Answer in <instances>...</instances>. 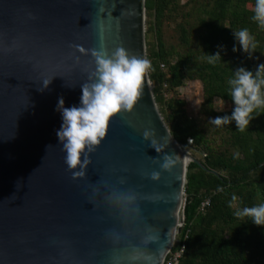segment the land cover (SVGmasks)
I'll return each mask as SVG.
<instances>
[{"label":"water","instance_id":"obj_1","mask_svg":"<svg viewBox=\"0 0 264 264\" xmlns=\"http://www.w3.org/2000/svg\"><path fill=\"white\" fill-rule=\"evenodd\" d=\"M146 21V0H0V264H164L173 250L189 163L218 174L174 138L149 69L83 176L56 134L58 98L79 103L92 49L148 59Z\"/></svg>","mask_w":264,"mask_h":264},{"label":"trees","instance_id":"obj_2","mask_svg":"<svg viewBox=\"0 0 264 264\" xmlns=\"http://www.w3.org/2000/svg\"><path fill=\"white\" fill-rule=\"evenodd\" d=\"M254 6L255 0H146L147 56L156 101L178 143L218 174L188 165L184 225L173 248L186 247L178 264H264V225L234 215L238 208L264 203V112L244 131L235 121L215 125L210 120L232 111L228 79L235 68L255 70L264 63V26L252 19ZM243 27L258 42L251 56L233 35ZM216 51L222 58L210 63L206 52ZM192 81L203 86L195 118L179 93ZM215 99L231 109L218 112Z\"/></svg>","mask_w":264,"mask_h":264},{"label":"clouds","instance_id":"obj_3","mask_svg":"<svg viewBox=\"0 0 264 264\" xmlns=\"http://www.w3.org/2000/svg\"><path fill=\"white\" fill-rule=\"evenodd\" d=\"M252 19L264 26V0H255ZM233 35L239 48L249 56L256 51L258 42L247 27L234 30ZM224 47L218 45V48ZM237 50L234 44L233 51ZM206 53L210 63H216L222 58L220 51ZM92 56L95 66L90 79L81 85L79 103L66 106L64 97L61 96L56 105L62 116V123L56 134L63 145L65 162L68 169L72 170L73 177L84 175L89 163L88 153L95 151V146L106 136L110 119L121 110L133 109L141 94L144 75L151 66L149 59L129 54L122 46L109 52L103 41L100 48L92 49ZM48 83V80L44 81L45 86ZM228 84L232 111L230 114L210 117V120L215 125L235 121L236 128L244 131L256 115L264 112V63L258 64L255 70L244 66L235 68ZM150 133L151 129H146L143 135L149 137ZM153 143H156L155 140ZM176 159L172 155H166L161 167L169 169ZM158 175V171L152 173L153 177ZM236 199L233 194L232 201ZM234 215L248 216L253 223L264 225V203L238 208Z\"/></svg>","mask_w":264,"mask_h":264},{"label":"rangeland","instance_id":"obj_4","mask_svg":"<svg viewBox=\"0 0 264 264\" xmlns=\"http://www.w3.org/2000/svg\"><path fill=\"white\" fill-rule=\"evenodd\" d=\"M186 1L187 0H182V3H185ZM146 23H147V21H146ZM146 26H147V24H146ZM146 29H148V26L146 27ZM179 93H180V98L186 101V110H187L189 116L192 118L197 117L199 115V110H200L201 104L203 102V86H202V84L198 81L187 82L186 85L180 89ZM215 108L218 112H223L226 110H230L231 105L228 102L222 101L220 99H215ZM183 149L190 156H194L190 149H186V148H183ZM195 158H197V157H195ZM185 204H186V193L184 195L182 213H183ZM176 242H177V239H176Z\"/></svg>","mask_w":264,"mask_h":264},{"label":"built area","instance_id":"obj_5","mask_svg":"<svg viewBox=\"0 0 264 264\" xmlns=\"http://www.w3.org/2000/svg\"><path fill=\"white\" fill-rule=\"evenodd\" d=\"M209 204H210L209 201L204 202L202 205V209H205ZM185 250H186L185 245H181L180 248L176 252H173L172 250L170 254L168 255L164 264H178L180 259L183 257Z\"/></svg>","mask_w":264,"mask_h":264},{"label":"snow or ice","instance_id":"obj_6","mask_svg":"<svg viewBox=\"0 0 264 264\" xmlns=\"http://www.w3.org/2000/svg\"><path fill=\"white\" fill-rule=\"evenodd\" d=\"M112 118H114V117H112Z\"/></svg>","mask_w":264,"mask_h":264}]
</instances>
